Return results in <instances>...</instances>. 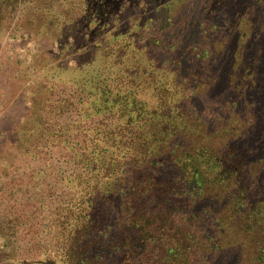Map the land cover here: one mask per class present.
<instances>
[{
	"label": "rangeland",
	"instance_id": "rangeland-1",
	"mask_svg": "<svg viewBox=\"0 0 264 264\" xmlns=\"http://www.w3.org/2000/svg\"><path fill=\"white\" fill-rule=\"evenodd\" d=\"M160 65L202 123L189 133L229 164L225 142L243 158L229 180L200 166L207 199L185 205L194 226L229 244L224 264H264V0H0V264L60 253L79 154L118 109L96 81Z\"/></svg>",
	"mask_w": 264,
	"mask_h": 264
},
{
	"label": "trees",
	"instance_id": "trees-1",
	"mask_svg": "<svg viewBox=\"0 0 264 264\" xmlns=\"http://www.w3.org/2000/svg\"><path fill=\"white\" fill-rule=\"evenodd\" d=\"M231 22L236 26L234 20ZM139 65L135 69L144 70ZM148 68L152 71L146 68L138 82L140 74L124 72L96 81L98 93L106 96L108 108L119 101L116 115L107 112L108 122L104 121L106 128L115 126L105 128V133L96 131L88 136V146L79 154L80 167L72 175L74 190L65 206L68 222L64 223L60 253L44 264L231 261L229 244H219L211 228H201L198 223L194 226L197 215L185 205L207 199L202 193L205 179L201 178V165L221 169L229 180L243 158L236 154L238 149L232 141L223 146L228 157L235 155L236 164H229L230 159L224 160L209 142L199 139L201 135L195 131L201 130L202 123L187 109L189 96L185 105L178 102L177 93L182 87L169 81L172 75L168 67ZM155 73L169 80L164 84ZM112 79L119 81L114 88ZM261 84L264 86V82ZM125 97L129 104H124ZM126 106L128 111L116 124ZM114 117L115 123H109ZM191 130L195 131L189 133ZM185 137L188 146L180 143ZM216 178L211 174L212 180ZM206 214L224 232L212 212ZM255 258L263 259L264 252H257Z\"/></svg>",
	"mask_w": 264,
	"mask_h": 264
}]
</instances>
